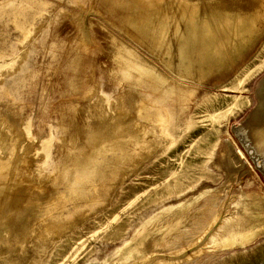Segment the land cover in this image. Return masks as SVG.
I'll use <instances>...</instances> for the list:
<instances>
[{
	"label": "rangeland",
	"instance_id": "obj_1",
	"mask_svg": "<svg viewBox=\"0 0 264 264\" xmlns=\"http://www.w3.org/2000/svg\"><path fill=\"white\" fill-rule=\"evenodd\" d=\"M131 2L0 0V264H264V0L138 5L145 39ZM201 7L260 21L223 67L175 75Z\"/></svg>",
	"mask_w": 264,
	"mask_h": 264
},
{
	"label": "bare ground",
	"instance_id": "obj_2",
	"mask_svg": "<svg viewBox=\"0 0 264 264\" xmlns=\"http://www.w3.org/2000/svg\"><path fill=\"white\" fill-rule=\"evenodd\" d=\"M129 4V9L127 8L128 6L126 7V12L128 13L126 18L129 20V26L134 30L133 34L136 36L140 35L142 39H145L153 31H160V27L151 30V19L141 20L136 11L138 5L149 9L151 7L154 8L159 4L158 0H133ZM170 14L172 15L173 13ZM213 14V11H206L201 7L199 13L193 14L190 12L188 16H184L177 22L179 31L170 40V55L166 61L168 70L173 74L198 77L223 67L228 58L237 57L239 50L251 45L248 36L255 33L257 22L260 21L258 14L250 11L244 12L240 9L236 12V15L222 17V22L224 23L213 20ZM167 15L169 17H167L166 21L171 22V17L174 18V16ZM165 27L162 29L163 33L169 34L170 31ZM180 83L178 81L172 89L165 91L170 100L180 99L182 95L184 96L186 93L190 94L194 91V88L188 87L186 92H182L183 86ZM262 90L263 95L254 112L250 126L252 135L264 147V83ZM155 106L153 105V107ZM151 119H155L166 126V117L162 111H156ZM262 161L264 160L262 159ZM227 219H223L220 224L221 228ZM49 234L47 235L51 236L52 233L49 232ZM215 235L216 233H213L209 239Z\"/></svg>",
	"mask_w": 264,
	"mask_h": 264
}]
</instances>
